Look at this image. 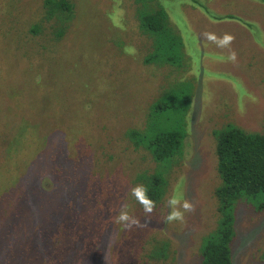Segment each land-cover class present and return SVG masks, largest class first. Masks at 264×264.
Here are the masks:
<instances>
[{"label":"rangeland","instance_id":"obj_1","mask_svg":"<svg viewBox=\"0 0 264 264\" xmlns=\"http://www.w3.org/2000/svg\"><path fill=\"white\" fill-rule=\"evenodd\" d=\"M141 2L72 1L71 32L58 42L54 23L42 36L31 32L44 0H0V163L8 159L24 184L0 202V214L12 201L19 204L15 213L29 217L23 211L31 202L40 225L41 217L53 222L50 232L35 229L48 242L41 240L36 259L37 246L27 238L34 235L26 230L18 241L10 237V216L0 223V247L14 246L22 253L19 261L200 264V248L219 224L221 179L213 132L231 124L249 133L264 131V4L205 0L212 11L238 17L253 24L251 29L238 20H212L191 0H155L168 10L185 44L182 65L160 66L151 54L158 41L139 27ZM205 33H228L234 41L223 46ZM176 81L198 91L183 151L170 168L136 147L129 134L149 126L150 104ZM80 156L76 172H66L75 170L71 166ZM90 175L85 196L94 194L103 206L88 211L75 201L74 183ZM159 175L167 181L166 191L146 217L129 189L147 187ZM83 185L77 188L83 191ZM177 188L195 211L184 223L165 224L160 218ZM123 203L146 227L128 232L112 222ZM235 227L234 263L264 264V211L240 203ZM56 241L62 251L54 249Z\"/></svg>","mask_w":264,"mask_h":264},{"label":"trees","instance_id":"obj_2","mask_svg":"<svg viewBox=\"0 0 264 264\" xmlns=\"http://www.w3.org/2000/svg\"><path fill=\"white\" fill-rule=\"evenodd\" d=\"M72 1L75 0H44L42 14L41 8L38 12L40 19L32 26L31 32L42 36L46 33L47 26L54 23V35L58 38V42L65 40L72 29L67 16L73 12ZM257 1L264 4V0ZM38 2L41 7V1ZM191 2L194 7L199 8L212 20H238L246 24L248 28L253 29V24L238 17L223 16L212 11L205 0H191ZM141 3L139 27L143 32L154 36L158 41L153 44L152 57L157 60V64L160 66L182 65L185 60V54H182V51L185 50L184 40L181 33L171 26L168 10L160 4L156 5L155 0H145ZM62 45H59V47ZM115 62L119 63L120 58ZM176 82L161 98L150 104L149 126L144 131H132L129 134L130 140L136 147L146 148L157 164L170 166V168L173 163L177 162L183 151L190 127L189 112L193 97L198 91L189 82ZM63 86L65 85L63 84ZM213 134L217 139L216 155L218 174L221 179V185L216 190L219 224L200 248V264H235L232 257V245L237 235L235 227L237 206L244 203L258 212L264 211V131L262 133H249L231 124L215 130ZM80 161L81 156L71 166L75 170L66 169V172H76L77 164ZM9 164L8 159L2 160L0 163V202H4L5 199H12L14 195L21 191L19 187L24 185L22 177L18 176L19 171L16 168H11ZM6 168L7 174L4 176ZM91 176L79 177L74 183L75 201L81 200L82 205L88 211H90L89 208L103 206L102 202L94 201V194L89 193L88 196H85L87 190H84V187L86 188ZM82 184H84L83 191L77 188ZM39 185H41V182ZM166 187L167 181L163 180L160 175L152 176L147 183L149 198L155 204L159 203L164 197ZM39 192L41 193L40 186ZM31 201L34 203L33 200ZM8 203H5L6 209L0 214V223L3 224L10 216L7 221L11 223L9 226L10 237L18 241L25 237L26 230L33 234V237L29 235L27 238H32L37 246V253H34L35 259L38 256L41 257V250L38 245H40L41 240L45 239L46 241L47 237L44 238L35 229L48 227L47 232H50L53 228L52 220L41 217L40 225L37 220L38 209H35L31 202L28 204L27 209L23 211L29 217L15 213L19 204L12 201ZM46 235L52 237L50 233ZM54 244L55 250L62 251L60 250L62 246L59 241L54 242ZM16 246L19 247V243ZM21 256L22 253H16L14 246H7L3 249L0 247V264H94L96 262L19 261ZM11 259H17L18 261H11ZM135 263L148 264L146 261L142 263L135 261Z\"/></svg>","mask_w":264,"mask_h":264},{"label":"clouds","instance_id":"obj_3","mask_svg":"<svg viewBox=\"0 0 264 264\" xmlns=\"http://www.w3.org/2000/svg\"><path fill=\"white\" fill-rule=\"evenodd\" d=\"M205 38L212 42H218L220 45L228 46L234 41V37L228 33L223 36H216L213 33H205ZM235 53L233 52V59ZM129 195L134 198L142 207L146 217L151 216L156 209L155 202L149 198L148 188L143 184H137L129 189ZM166 207L169 209L166 215L161 216V220L165 224H171L175 222L184 223L186 220V214L195 211V205L188 200L184 193L179 189H175L170 197L166 200ZM112 222L117 225H121L123 230L131 232L134 229L146 227L145 223L136 217L130 211V206L127 203L120 205L116 215L112 218ZM110 237V242H111Z\"/></svg>","mask_w":264,"mask_h":264}]
</instances>
